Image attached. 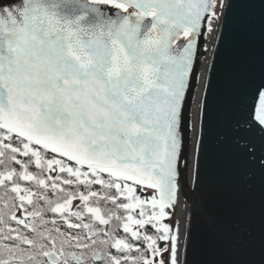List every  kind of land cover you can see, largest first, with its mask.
<instances>
[{"label": "snow or ice", "instance_id": "snow-or-ice-1", "mask_svg": "<svg viewBox=\"0 0 264 264\" xmlns=\"http://www.w3.org/2000/svg\"><path fill=\"white\" fill-rule=\"evenodd\" d=\"M0 264H264V0H0Z\"/></svg>", "mask_w": 264, "mask_h": 264}, {"label": "water", "instance_id": "water-1", "mask_svg": "<svg viewBox=\"0 0 264 264\" xmlns=\"http://www.w3.org/2000/svg\"><path fill=\"white\" fill-rule=\"evenodd\" d=\"M192 100V99H191ZM189 101V104L191 102ZM222 101V97H221ZM190 113V106H189ZM194 133L189 128V149L193 142ZM211 143V142H210ZM213 148V152H214ZM217 161L213 156L209 160L208 165V185L203 196L199 194H191L192 199L188 201L190 207L187 211V218L190 217L191 226L194 235L201 241L206 242L210 234L215 229L213 218L222 212L220 199L215 194L213 188L216 179Z\"/></svg>", "mask_w": 264, "mask_h": 264}, {"label": "flooded vegetation", "instance_id": "flooded-vegetation-1", "mask_svg": "<svg viewBox=\"0 0 264 264\" xmlns=\"http://www.w3.org/2000/svg\"><path fill=\"white\" fill-rule=\"evenodd\" d=\"M196 90H197V92H199V90H200V83H199V81H198L197 84H196ZM196 102H197V97H196V95L194 94V95H193V98H192V100H191V102H190V104H189V106H190V125H191L192 122H194V118H195V105H196ZM190 128H191V127H190Z\"/></svg>", "mask_w": 264, "mask_h": 264}, {"label": "bare ground", "instance_id": "bare-ground-1", "mask_svg": "<svg viewBox=\"0 0 264 264\" xmlns=\"http://www.w3.org/2000/svg\"><path fill=\"white\" fill-rule=\"evenodd\" d=\"M187 211H188V208L185 210V217L187 218Z\"/></svg>", "mask_w": 264, "mask_h": 264}]
</instances>
